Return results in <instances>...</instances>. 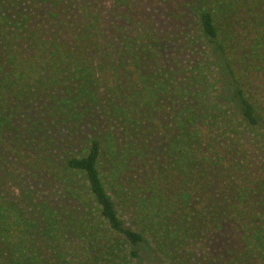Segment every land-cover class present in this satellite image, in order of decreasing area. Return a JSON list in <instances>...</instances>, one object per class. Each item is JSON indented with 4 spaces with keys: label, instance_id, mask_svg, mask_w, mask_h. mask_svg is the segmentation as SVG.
Listing matches in <instances>:
<instances>
[{
    "label": "trees",
    "instance_id": "trees-1",
    "mask_svg": "<svg viewBox=\"0 0 264 264\" xmlns=\"http://www.w3.org/2000/svg\"><path fill=\"white\" fill-rule=\"evenodd\" d=\"M0 264H264V0H0Z\"/></svg>",
    "mask_w": 264,
    "mask_h": 264
},
{
    "label": "rangeland",
    "instance_id": "rangeland-1",
    "mask_svg": "<svg viewBox=\"0 0 264 264\" xmlns=\"http://www.w3.org/2000/svg\"><path fill=\"white\" fill-rule=\"evenodd\" d=\"M209 244H210L211 247H215V244H216L215 239H211V240L209 241Z\"/></svg>",
    "mask_w": 264,
    "mask_h": 264
}]
</instances>
